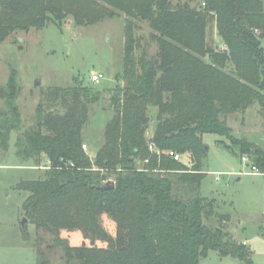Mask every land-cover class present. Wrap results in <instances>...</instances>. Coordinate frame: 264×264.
Masks as SVG:
<instances>
[{"label": "trees", "instance_id": "16d2710c", "mask_svg": "<svg viewBox=\"0 0 264 264\" xmlns=\"http://www.w3.org/2000/svg\"><path fill=\"white\" fill-rule=\"evenodd\" d=\"M191 1L0 0V43L17 30L59 24L67 13L78 23L124 15L122 67L113 87L99 90L76 81L47 87L32 123L23 128L14 71L0 86V147L7 149L16 132L21 161L48 162L37 178L15 185L28 192L24 216L51 235L45 247L60 248L67 264H199L210 249L253 264L245 244L223 232L227 219L219 215L216 225L203 223L214 200L200 194V184L206 133L224 137L230 151L264 173V142L234 135L226 121L255 102L264 119L263 3ZM212 24L224 49L207 41ZM103 92L112 114L90 157L82 149V132ZM151 107L154 129L147 137ZM168 151L187 161L174 160ZM106 181L112 189H100ZM102 215L114 223V235L101 225ZM60 230H78L105 246H71ZM23 239L35 248L36 264H50L41 237Z\"/></svg>", "mask_w": 264, "mask_h": 264}, {"label": "rangeland", "instance_id": "374dc122", "mask_svg": "<svg viewBox=\"0 0 264 264\" xmlns=\"http://www.w3.org/2000/svg\"><path fill=\"white\" fill-rule=\"evenodd\" d=\"M200 1L192 0L191 5ZM261 1L264 8V0ZM123 18L122 12H115L112 17L105 16L92 23H78L71 13H67L59 24L17 30L0 43V86L14 71L19 87L15 103L23 128L32 123L41 91L47 87L65 86L75 81L99 90L115 85V75L122 67ZM207 41L222 48L214 24L207 30ZM92 74H101L102 77L91 82ZM36 81H39L38 85H35ZM108 97L107 92H103L102 100L91 109L82 132L86 151L91 155L101 143L104 125L112 114L107 108ZM3 106L4 101L0 98V108ZM154 113L155 108L151 107L147 137L154 129ZM226 121L234 135H243L263 144L264 119L258 103H253L242 114L227 116ZM15 136L16 132H13L7 149L0 147V264H36L35 248L23 239V235L30 236L31 241L36 240V236L42 238L40 246L50 264H67L60 248L45 247L50 242V234L37 231L27 219L22 223L25 218L22 203L28 192L15 188V185L21 180L37 178L48 162L42 159L35 166L32 162L21 161L15 154ZM202 140L207 150L200 194L214 200L213 214L203 218V223L216 225L219 215L227 219L223 223V232L234 242L245 244L253 264H264V173H252L254 170L247 163L248 159L243 160L247 157H239L230 151L224 145L228 143L224 137L206 133ZM181 159L187 161L183 155ZM100 222L108 233L114 235V223L106 215H102ZM59 235L71 246H105V242L91 241L78 230H60ZM199 264L247 263L237 256L210 249L199 259Z\"/></svg>", "mask_w": 264, "mask_h": 264}, {"label": "built area", "instance_id": "2783aa9c", "mask_svg": "<svg viewBox=\"0 0 264 264\" xmlns=\"http://www.w3.org/2000/svg\"><path fill=\"white\" fill-rule=\"evenodd\" d=\"M202 5H204V3H202ZM222 49H224V45L223 44H222ZM262 53L264 54V50L262 51ZM101 77H102L101 74H92L90 76V81L91 82H97ZM82 149L86 151V144L85 143L82 144ZM167 154L170 157H172L174 160H179L180 157H181L179 154H177V153H175L173 151H168ZM89 155H90V157H93V155H91V154H89ZM243 160L247 161V158H243ZM252 169L254 170V172H252V173H258L257 170L254 167H252Z\"/></svg>", "mask_w": 264, "mask_h": 264}, {"label": "water", "instance_id": "95a60500", "mask_svg": "<svg viewBox=\"0 0 264 264\" xmlns=\"http://www.w3.org/2000/svg\"><path fill=\"white\" fill-rule=\"evenodd\" d=\"M237 20H238V18H237ZM244 23H246L245 21H244ZM21 40V39H20ZM39 84V81H36L35 82V85H38ZM205 149H207V147L205 146ZM113 188V183L111 182V181H106L101 187H100V189H103V190H106V189H112ZM26 220V218H23V222L22 223H24V221Z\"/></svg>", "mask_w": 264, "mask_h": 264}, {"label": "crops", "instance_id": "0c3cea01", "mask_svg": "<svg viewBox=\"0 0 264 264\" xmlns=\"http://www.w3.org/2000/svg\"><path fill=\"white\" fill-rule=\"evenodd\" d=\"M218 41H219V45H222V42H221V40L219 39V37H218Z\"/></svg>", "mask_w": 264, "mask_h": 264}]
</instances>
